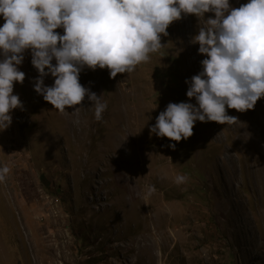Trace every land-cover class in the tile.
I'll return each instance as SVG.
<instances>
[{
    "label": "rangeland",
    "instance_id": "obj_1",
    "mask_svg": "<svg viewBox=\"0 0 264 264\" xmlns=\"http://www.w3.org/2000/svg\"><path fill=\"white\" fill-rule=\"evenodd\" d=\"M209 16L182 13L131 73L85 66L80 83L107 103L100 121L87 95L64 112L45 101L25 50L23 108L0 130V264H264V97L179 142L149 135L169 102L196 103L185 80L206 54L190 40Z\"/></svg>",
    "mask_w": 264,
    "mask_h": 264
},
{
    "label": "clouds",
    "instance_id": "obj_2",
    "mask_svg": "<svg viewBox=\"0 0 264 264\" xmlns=\"http://www.w3.org/2000/svg\"><path fill=\"white\" fill-rule=\"evenodd\" d=\"M208 12L214 17H207L190 40L206 54L202 70L185 80L186 95L196 103L169 102L149 126L150 136L177 142L193 135L197 120L231 124L237 118L226 108L243 112L264 97V0L239 7L230 0H0V130L12 123L13 109L23 108L13 88L25 79L18 67L25 50L39 73L34 90L45 101L64 112L87 95L100 121L107 103L80 83L83 68L106 67L113 78L131 73L162 47L161 34L167 35L182 13L201 17ZM49 74L54 77L50 86L44 83ZM9 171L0 166V181ZM186 181L184 174L174 178L176 184ZM154 191L149 186L148 192Z\"/></svg>",
    "mask_w": 264,
    "mask_h": 264
}]
</instances>
